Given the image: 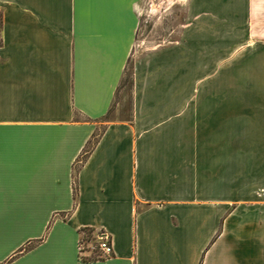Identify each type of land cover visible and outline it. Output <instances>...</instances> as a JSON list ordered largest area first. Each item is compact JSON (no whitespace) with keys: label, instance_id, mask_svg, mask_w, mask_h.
I'll use <instances>...</instances> for the list:
<instances>
[{"label":"crops","instance_id":"0c3cea01","mask_svg":"<svg viewBox=\"0 0 264 264\" xmlns=\"http://www.w3.org/2000/svg\"><path fill=\"white\" fill-rule=\"evenodd\" d=\"M164 5L130 118H106L140 9ZM0 13V264H264V0ZM81 227L104 228L113 253L78 259Z\"/></svg>","mask_w":264,"mask_h":264},{"label":"rangeland","instance_id":"374dc122","mask_svg":"<svg viewBox=\"0 0 264 264\" xmlns=\"http://www.w3.org/2000/svg\"><path fill=\"white\" fill-rule=\"evenodd\" d=\"M172 12L171 8L164 5L161 8V12L154 15L151 19L147 18L143 8L140 9V26L136 36V41L134 44L133 54L130 55L126 63V69L124 74V79L122 85L118 88V92L114 98V102L110 111L106 115V118H130L131 115V91H132V67L133 61L136 55L144 52L147 48H150L154 44L155 37L157 33L166 27L167 20H163L166 24L158 22V16L170 15ZM156 20V22H155ZM150 21V22H149ZM74 180V179H73ZM74 182V181H73Z\"/></svg>","mask_w":264,"mask_h":264},{"label":"built area","instance_id":"2783aa9c","mask_svg":"<svg viewBox=\"0 0 264 264\" xmlns=\"http://www.w3.org/2000/svg\"><path fill=\"white\" fill-rule=\"evenodd\" d=\"M78 259H98L111 255L110 234L102 227H81L76 242Z\"/></svg>","mask_w":264,"mask_h":264},{"label":"trees","instance_id":"16d2710c","mask_svg":"<svg viewBox=\"0 0 264 264\" xmlns=\"http://www.w3.org/2000/svg\"><path fill=\"white\" fill-rule=\"evenodd\" d=\"M0 27H1V13H0ZM0 42H1V37H0ZM125 69H126V66H125V68H124V72H123L122 77H121V79H120L119 87H120V85H122V82H123V79H124V74H125ZM95 140H96V136H94V141H95ZM88 150H89V148H87V149L84 151V153L82 154L81 160H84V158H85V156H86ZM75 193H76V186H75V184H73V195H74V197H75Z\"/></svg>","mask_w":264,"mask_h":264}]
</instances>
